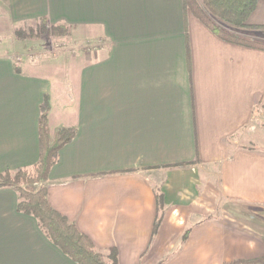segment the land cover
Wrapping results in <instances>:
<instances>
[{"label":"crops","instance_id":"0c3cea01","mask_svg":"<svg viewBox=\"0 0 264 264\" xmlns=\"http://www.w3.org/2000/svg\"><path fill=\"white\" fill-rule=\"evenodd\" d=\"M40 19L101 43L15 53L14 26ZM246 25L229 29L262 35L264 0ZM46 95L51 135L77 131L49 202L98 250L120 264H264L263 50L219 38L184 0H0V173L38 162ZM19 202L0 188V264H76Z\"/></svg>","mask_w":264,"mask_h":264},{"label":"trees","instance_id":"16d2710c","mask_svg":"<svg viewBox=\"0 0 264 264\" xmlns=\"http://www.w3.org/2000/svg\"><path fill=\"white\" fill-rule=\"evenodd\" d=\"M257 4L258 0H184L185 9L219 38L264 51V41L240 36L229 29L230 27L246 28V22L255 11ZM38 21L40 26L36 29L31 25L28 30L23 27L14 29V37L18 40H26L38 38L41 32L47 36L69 34V30L64 26H50L47 19ZM256 29L261 30V34L264 35V26H257ZM49 111L50 98L46 95L41 105L39 121L40 157L38 162L31 168L6 170L0 173V188L15 187L20 195L18 210L37 218L40 227L52 243L74 263L120 264L116 248L108 252L98 250L93 241L82 233L75 223L53 208L49 202L45 183L52 168L58 162L60 150L75 138L77 132L75 128L59 127L52 136L49 130ZM195 163L197 160L189 165ZM32 185H38V187L32 188ZM156 196L158 211H160L163 194L158 190ZM161 219L162 216L158 214L154 224V235L160 226Z\"/></svg>","mask_w":264,"mask_h":264},{"label":"rangeland","instance_id":"374dc122","mask_svg":"<svg viewBox=\"0 0 264 264\" xmlns=\"http://www.w3.org/2000/svg\"><path fill=\"white\" fill-rule=\"evenodd\" d=\"M49 22V21H48ZM33 26V28H37L39 27V21L35 20V21H29V22H23L18 26H14V29L16 28H26L28 30L29 27ZM50 26H57V25H53L50 24ZM61 26H64L67 30H69V34L68 35H58V36H54V35H50L47 36L44 32L39 33L40 36L38 38L35 39H26V40H18L14 37L13 34V40L12 41H8L9 45H15L16 43H20L21 45H23L20 51L15 50V53H20L22 55V57L25 56V58H27V56H32L34 58H41V57H47V56H54L55 54H61V53H80L82 51H90L92 49H94L95 47H97L101 41L97 40V41H80L78 40V38L76 37V35H74L71 32V27L67 26V25H63V24H58ZM258 35V34H257ZM251 35L248 36L244 33H240V36H244L247 38L253 37L254 39H259L261 41H264V35ZM32 52V53H29ZM257 123H260V127L261 130L264 132V114H261V116H259L256 119ZM15 171V170H12ZM32 172V171H31ZM33 173V172H32ZM38 185H32V188H37ZM162 215V213H160Z\"/></svg>","mask_w":264,"mask_h":264}]
</instances>
